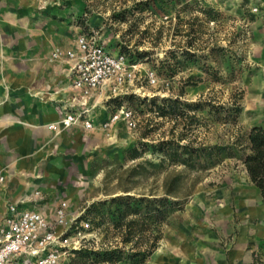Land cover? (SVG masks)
<instances>
[{"label":"rangeland","instance_id":"rangeland-1","mask_svg":"<svg viewBox=\"0 0 264 264\" xmlns=\"http://www.w3.org/2000/svg\"><path fill=\"white\" fill-rule=\"evenodd\" d=\"M33 5L77 25L82 34H96L132 67L129 94L114 102L129 109V127L118 121L101 126L98 134L62 141V154L45 173L51 203L67 204L69 235L76 236L79 250L115 245L112 233L78 220L91 205L116 196L167 197L177 208L144 264H252L264 250V199L241 159L249 130L264 126V0H34ZM56 51L66 50L55 48L51 61H60L53 58ZM164 98L179 101L185 115L160 117L157 107ZM236 106L234 121L229 112ZM169 140L229 153L208 169L160 164L152 148ZM134 148L143 153L131 160Z\"/></svg>","mask_w":264,"mask_h":264},{"label":"crops","instance_id":"crops-1","mask_svg":"<svg viewBox=\"0 0 264 264\" xmlns=\"http://www.w3.org/2000/svg\"><path fill=\"white\" fill-rule=\"evenodd\" d=\"M33 1L0 0V213L5 205L17 203L52 219L58 203H51L44 181L50 160L62 154V141L69 144L101 132L111 111L104 94H96L88 102L92 130L59 124L65 113L79 111L81 105L70 64L51 61L50 54L57 47L73 49L80 30L55 20L52 12L37 11ZM50 124L56 129H49Z\"/></svg>","mask_w":264,"mask_h":264},{"label":"built area","instance_id":"built-area-1","mask_svg":"<svg viewBox=\"0 0 264 264\" xmlns=\"http://www.w3.org/2000/svg\"><path fill=\"white\" fill-rule=\"evenodd\" d=\"M55 60L70 64L72 87L80 100L81 109L67 112L59 121L64 129L81 125L84 130L94 128L88 102L96 94L110 100L129 94L132 67L122 54L111 53L96 34H78L74 48L53 53ZM152 76V74H151ZM123 121L129 127V109L112 108L102 127ZM56 129V124L48 125ZM4 178L0 176V212ZM38 195V192H36ZM67 204L61 202L53 218L37 210L21 209L19 204H7L0 213V264H62L80 249L76 236H70Z\"/></svg>","mask_w":264,"mask_h":264},{"label":"trees","instance_id":"trees-1","mask_svg":"<svg viewBox=\"0 0 264 264\" xmlns=\"http://www.w3.org/2000/svg\"><path fill=\"white\" fill-rule=\"evenodd\" d=\"M118 99L120 98L108 102L113 104L115 110L119 107V103L114 105ZM124 99L128 100L129 97ZM151 102L155 103V100ZM162 102L163 106L157 107V114L160 117L168 116L176 120L185 115L178 108L179 101L164 98ZM229 113L235 121L239 113L238 106L230 108ZM152 151L159 154L160 164L167 162L171 165L199 169L214 167L222 160L223 154L229 153V149L219 146L190 148L174 140L160 142L153 146ZM142 153L134 148L129 151V158L139 159ZM241 163L249 181L264 199V126H254L249 130L246 152ZM177 205L167 197L131 195L116 196L110 201L91 205L78 220L87 222L95 228L103 227L105 235L112 233L116 239L115 245L109 248L101 247L97 251H73L68 264H144L158 248L162 239L161 229ZM252 264H264V250L255 254Z\"/></svg>","mask_w":264,"mask_h":264}]
</instances>
